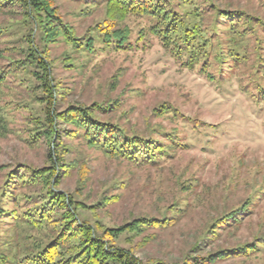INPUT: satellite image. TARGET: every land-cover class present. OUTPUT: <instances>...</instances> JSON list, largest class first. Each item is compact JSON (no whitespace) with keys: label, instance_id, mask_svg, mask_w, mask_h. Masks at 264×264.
Masks as SVG:
<instances>
[{"label":"rangeland","instance_id":"374dc122","mask_svg":"<svg viewBox=\"0 0 264 264\" xmlns=\"http://www.w3.org/2000/svg\"><path fill=\"white\" fill-rule=\"evenodd\" d=\"M213 2L261 22L252 19L241 48H236L238 59L226 58L220 71L212 64V80L198 67H181L154 39L146 50L95 56L73 52L61 38L48 48L50 74L60 91L56 112L68 105L102 104L109 108L96 113L101 121L163 143L169 138L158 136L168 133L186 145L174 148L170 157L155 164L137 165L107 157L87 145L81 134L73 138L62 132L72 126L56 124L61 131L57 150L66 149L63 162L68 165L59 188L73 192L87 205L104 197L118 199L96 206L94 213H82L85 218L105 227H119L140 217L171 219L164 227L123 233L115 240L142 264L182 263L244 245H254L253 252L212 264H264V0ZM53 3L77 37L86 36L89 28L104 20L100 4L82 0ZM21 13L20 8L0 12V69L5 73L0 94L4 125L0 130V188L8 172L22 166H45L48 152L56 151V139L50 143L31 138L37 119H42L40 104L43 107L44 103L35 100L40 94L32 88L33 78L16 64L23 59L21 49L28 33ZM212 15L207 13L203 26L212 21ZM217 25V35L212 36L227 41L225 25L221 20ZM116 26L136 30L138 21L130 19ZM67 56L73 66H67ZM162 104L189 117L187 124L171 114L159 115L156 109ZM81 175L85 177L83 187L78 186ZM246 203L241 219L222 224L226 213ZM176 205L179 211L173 210ZM9 226L7 220H0V233Z\"/></svg>","mask_w":264,"mask_h":264},{"label":"trees","instance_id":"16d2710c","mask_svg":"<svg viewBox=\"0 0 264 264\" xmlns=\"http://www.w3.org/2000/svg\"><path fill=\"white\" fill-rule=\"evenodd\" d=\"M82 1L102 5L104 20L89 28L86 36L77 37L74 29L58 14L53 0H0V12L20 8L22 21L28 26L25 47L21 49L23 59L14 63L20 64V68L33 78L32 88L40 94L34 96L35 100L44 103L43 107L40 104L42 119H37L31 138L34 142L45 138L50 143L56 139V151L48 152L47 165L17 167L6 174L0 188V202H4L0 203V220H7L10 226L0 233V264H142L129 249L117 246L115 240L123 233L138 234L143 229L171 224V219L166 217H140L119 227H105L100 221L91 222L82 213H94L96 206L117 201L116 196L87 205L73 192L59 188L68 165L63 162L66 149L57 150L61 146L57 122L72 126L71 130H62L67 136L75 138L81 134L87 145L107 157L137 165L155 164L170 157L174 148L186 145L168 133L158 136L169 138L168 143H163L137 133H127L109 121H101L96 113L107 112L109 108L102 104L68 105L56 112L54 106L60 91L50 74V44L61 38L73 52L95 56L146 50L154 39L181 67L189 70L198 67L201 74L212 80L209 72L212 64L220 71L226 58L236 56L238 59L236 48H241L244 34L251 29V21L261 22L241 10L220 8L214 0ZM208 12L213 14L212 21L203 26ZM130 19L138 21L136 30L116 26ZM220 20L228 33L225 42L212 36L217 35ZM2 57L3 50L0 49V59ZM64 60L67 66H73L69 56ZM4 80L5 73L0 69V94ZM156 111L159 115L181 118L186 124L190 119L165 104ZM1 112L0 107V130H3ZM84 179L81 175L78 186H84ZM8 202L12 206L7 207ZM246 206L247 203L226 213L222 224L237 222L244 215ZM173 210L180 208L176 205ZM253 249L254 245H244L232 249L231 253L227 249L220 250L205 257H191L182 263L156 261L146 264H212L231 255L249 254Z\"/></svg>","mask_w":264,"mask_h":264}]
</instances>
